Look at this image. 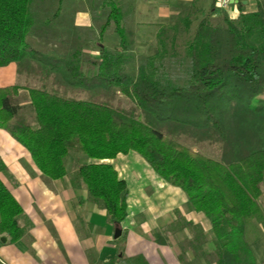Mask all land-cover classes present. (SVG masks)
<instances>
[{
    "label": "trees",
    "instance_id": "16d2710c",
    "mask_svg": "<svg viewBox=\"0 0 264 264\" xmlns=\"http://www.w3.org/2000/svg\"><path fill=\"white\" fill-rule=\"evenodd\" d=\"M37 1L0 0V68L15 63L20 73L38 75L43 83L41 89L0 88V128L16 122L12 135L51 180L67 176L71 154L94 161L79 163L77 179L114 229H121L128 215V186L108 161L140 154L162 179L186 193L191 210L207 217L217 264H255L247 236L254 224L264 227L259 205L264 150L238 161L228 160L225 150L234 144V134L227 133V127H235L228 123L231 118L241 124L242 139L252 131L264 137V2L253 11L238 2L240 15L230 20L222 12L223 26L200 20L182 47L183 56L178 55V28L161 29L159 51L137 68L121 0L100 1L109 14L99 38L112 30L121 42L114 50L100 42L99 60L83 51L35 49L29 37L37 25ZM61 10L60 5L54 20ZM183 23L189 31L191 23ZM116 89L134 103L133 109L112 103ZM22 90L30 95L35 125L20 114ZM193 130L207 139L220 136L224 152L219 161L180 144L179 137ZM28 225L23 208L0 179V244L2 238L10 245L20 241Z\"/></svg>",
    "mask_w": 264,
    "mask_h": 264
},
{
    "label": "crops",
    "instance_id": "0c3cea01",
    "mask_svg": "<svg viewBox=\"0 0 264 264\" xmlns=\"http://www.w3.org/2000/svg\"><path fill=\"white\" fill-rule=\"evenodd\" d=\"M260 1L264 2L231 0L229 11L223 12L235 20L241 11L238 2L243 10L253 11ZM89 23L86 15L76 16L77 27H88ZM111 32L104 38H99L98 32L96 41L111 42L110 50H114L121 40ZM109 35L114 38H106ZM32 38L48 47L35 49L52 50L50 45L54 41L49 38L55 37ZM30 76L40 80L38 75L20 73L18 65L12 63L0 68V88L25 87L22 81L26 82ZM42 85L41 82L33 89H41ZM23 93L28 91H20L18 99ZM19 104L22 112L30 107L29 93ZM15 123L0 128V157L4 163L0 179L23 208L29 225L17 243L0 244V264H206L195 255L199 253L200 258H205L213 254L214 236L207 217L191 210L186 193L162 179L140 154L130 152L108 161L128 186V215L122 224L121 237L115 239L116 229L108 224L106 211L90 200L87 186L77 179L79 163L94 161L71 154L67 176L51 180L40 172L30 152L12 135ZM190 150L203 155L196 148ZM259 205L264 214V183ZM247 237L255 264H264V227L254 224Z\"/></svg>",
    "mask_w": 264,
    "mask_h": 264
},
{
    "label": "rangeland",
    "instance_id": "374dc122",
    "mask_svg": "<svg viewBox=\"0 0 264 264\" xmlns=\"http://www.w3.org/2000/svg\"><path fill=\"white\" fill-rule=\"evenodd\" d=\"M61 1L62 3H60L59 0H38L37 3H35L34 12L37 19V25L34 29L33 35L29 38V43L34 48L38 47L44 49L47 46H44L41 43L37 44L36 40L32 37L53 36L55 38H49L51 41H54L50 45L52 50L61 54H73L80 50L84 53L91 54L94 60H98L99 46L96 38L98 37L100 27L106 22L109 10H104L101 7L100 1L102 0ZM214 1L216 2V0L118 1L124 13L123 24L133 40V53L136 59L135 66L138 68L144 64L147 59L156 54L158 49L157 34L163 28H178L180 31L178 34L179 43L177 44V47H180L178 55L183 56L182 47L185 43L190 41L197 23L202 18H207L213 25L223 26V11L212 8L213 4L215 5ZM60 5H62L60 16L54 20L53 16ZM79 14L86 15L90 20L88 27L76 26V16ZM184 20L191 23L190 30L187 32L183 30ZM47 21H50V23H47ZM111 31L112 30L109 32ZM110 34H112V32ZM109 36L106 38H114L113 35ZM104 45L109 49L113 48L111 42H105ZM133 73H135V71H133ZM22 82V84H26L25 87L27 88H35L39 86L42 81L36 78V76H30L26 82ZM27 97L28 93H23L20 99H17L19 103H23ZM86 97L87 95L84 96V98ZM111 97L112 103L117 107L120 106L126 110H131L135 106L134 103L124 96L119 89L114 90V94H111ZM20 114H24V117H26L29 123L35 124V113L32 110L31 105L30 107H26L23 112L21 111ZM236 114H234V116H236ZM252 117L259 116H250V118ZM253 120H257V118ZM228 123L232 126L235 124V127H227V133L230 132L231 137H233L232 135L234 134V144L227 146L228 149L226 148L225 150L226 153H229L228 160L238 161V159H242L254 151L264 150V137H258L257 134L255 135L252 131L250 136H244L242 139V130H239L241 124L235 123L234 118H231ZM260 127L264 131V125ZM261 129H259V135L262 134ZM237 130L240 132L237 133ZM235 133H237V135H235ZM203 136L204 134L196 135L193 130L190 133L181 135L178 140L181 145L188 149L196 148L205 157L219 161V158H221L224 152V143L220 140V136L209 135L208 138L210 139L204 138ZM233 149L235 151L234 154L232 153ZM120 230L122 231V228ZM200 256L202 257L199 253L195 255L200 261H206V264H217V258L214 254L205 255V258H200Z\"/></svg>",
    "mask_w": 264,
    "mask_h": 264
},
{
    "label": "built area",
    "instance_id": "2783aa9c",
    "mask_svg": "<svg viewBox=\"0 0 264 264\" xmlns=\"http://www.w3.org/2000/svg\"><path fill=\"white\" fill-rule=\"evenodd\" d=\"M231 5V0H216L215 7L221 11H228Z\"/></svg>",
    "mask_w": 264,
    "mask_h": 264
},
{
    "label": "water",
    "instance_id": "95a60500",
    "mask_svg": "<svg viewBox=\"0 0 264 264\" xmlns=\"http://www.w3.org/2000/svg\"><path fill=\"white\" fill-rule=\"evenodd\" d=\"M122 235V231L120 229H116L115 239H119ZM6 238H2V243H6Z\"/></svg>",
    "mask_w": 264,
    "mask_h": 264
}]
</instances>
